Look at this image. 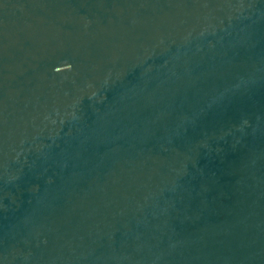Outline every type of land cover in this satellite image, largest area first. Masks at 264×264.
<instances>
[{
  "label": "water",
  "instance_id": "95a60500",
  "mask_svg": "<svg viewBox=\"0 0 264 264\" xmlns=\"http://www.w3.org/2000/svg\"><path fill=\"white\" fill-rule=\"evenodd\" d=\"M0 264H264V0H0Z\"/></svg>",
  "mask_w": 264,
  "mask_h": 264
}]
</instances>
